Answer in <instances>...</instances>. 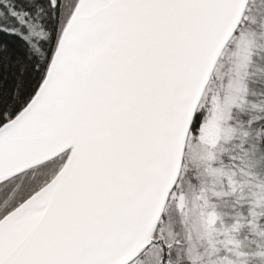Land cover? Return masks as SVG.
Listing matches in <instances>:
<instances>
[{
    "label": "snow or ice",
    "instance_id": "1",
    "mask_svg": "<svg viewBox=\"0 0 264 264\" xmlns=\"http://www.w3.org/2000/svg\"><path fill=\"white\" fill-rule=\"evenodd\" d=\"M229 195L264 235V0H0V264H233Z\"/></svg>",
    "mask_w": 264,
    "mask_h": 264
},
{
    "label": "clouds",
    "instance_id": "2",
    "mask_svg": "<svg viewBox=\"0 0 264 264\" xmlns=\"http://www.w3.org/2000/svg\"><path fill=\"white\" fill-rule=\"evenodd\" d=\"M235 175L237 176V174ZM252 175V173H249L247 176L239 175V179H236L237 187L240 188L239 195L249 205L252 203L251 194L254 191L252 180L250 179ZM244 189H247V191ZM232 223L239 224L240 227L223 234L222 239L220 236L217 237V240L221 242L219 244L220 249L223 250L224 243H227L228 247L227 250L223 251V255H226L233 264H264V258L261 257H257L256 260L252 261L248 259L253 253H264V235H258L248 227L251 220L239 210L236 212ZM212 259L215 260L216 257L213 256Z\"/></svg>",
    "mask_w": 264,
    "mask_h": 264
},
{
    "label": "rangeland",
    "instance_id": "3",
    "mask_svg": "<svg viewBox=\"0 0 264 264\" xmlns=\"http://www.w3.org/2000/svg\"><path fill=\"white\" fill-rule=\"evenodd\" d=\"M223 70L224 69L222 68L221 71H223ZM212 190L213 191H221L223 189L221 188V185H213ZM229 196H224V197H221L218 199H214L212 202L216 204L218 209H220L223 213H225L226 222L232 223L233 218L236 216V212L238 210L246 215V208H241V205L239 203H237L236 198H234L232 200H227V198ZM261 219H262V217H261ZM173 223H175V221H173ZM220 238L221 239L223 238V234L220 235ZM193 239H195V238L193 237ZM253 246L255 247V245H253ZM197 251L200 253H204V247L199 246Z\"/></svg>",
    "mask_w": 264,
    "mask_h": 264
},
{
    "label": "trees",
    "instance_id": "4",
    "mask_svg": "<svg viewBox=\"0 0 264 264\" xmlns=\"http://www.w3.org/2000/svg\"><path fill=\"white\" fill-rule=\"evenodd\" d=\"M236 179H239V173H237ZM244 190L247 191V189H244ZM254 191H255V189H254ZM234 198H236V197L230 195V196L227 198V200H232V199H234ZM262 219H263V220H262ZM262 219H261V221L264 222V217H262ZM253 247H254V246H253Z\"/></svg>",
    "mask_w": 264,
    "mask_h": 264
}]
</instances>
